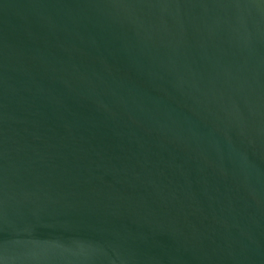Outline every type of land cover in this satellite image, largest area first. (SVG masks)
<instances>
[{
    "label": "water",
    "instance_id": "95a60500",
    "mask_svg": "<svg viewBox=\"0 0 264 264\" xmlns=\"http://www.w3.org/2000/svg\"><path fill=\"white\" fill-rule=\"evenodd\" d=\"M0 264H264V0H0Z\"/></svg>",
    "mask_w": 264,
    "mask_h": 264
}]
</instances>
